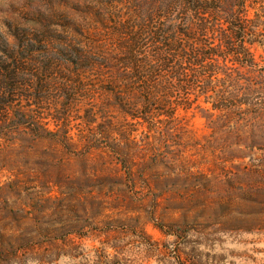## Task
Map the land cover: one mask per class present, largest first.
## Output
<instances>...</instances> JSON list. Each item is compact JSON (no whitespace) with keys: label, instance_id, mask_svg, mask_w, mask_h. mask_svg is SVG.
Here are the masks:
<instances>
[{"label":"rangeland","instance_id":"obj_1","mask_svg":"<svg viewBox=\"0 0 264 264\" xmlns=\"http://www.w3.org/2000/svg\"><path fill=\"white\" fill-rule=\"evenodd\" d=\"M246 5L248 19L256 9L264 16V0ZM180 8L0 0V37L13 42L9 27L29 32L31 68L53 63L57 82L37 107L24 98L39 95L32 78L0 114V264H264V109L225 115L203 104L160 133L125 118L126 29L178 23ZM71 35L93 45L96 64L66 89L60 49ZM250 52L257 67L232 70L245 80L241 95L264 70V46ZM18 109H32L51 136L16 127Z\"/></svg>","mask_w":264,"mask_h":264},{"label":"trees","instance_id":"obj_2","mask_svg":"<svg viewBox=\"0 0 264 264\" xmlns=\"http://www.w3.org/2000/svg\"><path fill=\"white\" fill-rule=\"evenodd\" d=\"M246 1L174 0L181 6L178 23H154L153 32L145 24L131 23L125 33V118L144 126L148 133H160L174 129L163 127V122L177 121L179 112L185 116L203 110V104L210 105V111L225 115L245 116L264 109V70L252 87L248 84L244 88L249 94L242 95L244 79L232 73L235 68H256L258 63L250 47L264 46V16L256 9L254 20L248 19ZM10 30L9 27L12 43L0 37V114L6 117L14 110L9 98L18 97L21 91L30 92L32 78H40L39 95L24 98L37 107L49 101L48 94L57 90L53 63L31 68L35 49L30 46V33ZM93 49L91 43L84 44L76 36L64 40L60 51L68 75L63 88L75 84L77 76L82 82L83 75L92 71L96 64ZM84 87L81 84V89ZM12 116L16 127L32 125L42 130L40 138L52 134L43 128L42 119L32 109H18ZM87 120L88 124L93 123Z\"/></svg>","mask_w":264,"mask_h":264}]
</instances>
